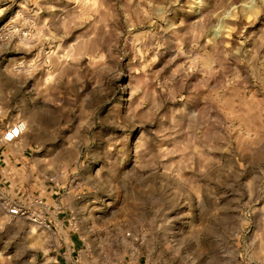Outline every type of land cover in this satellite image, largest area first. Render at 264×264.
<instances>
[{
	"label": "rangeland",
	"instance_id": "obj_1",
	"mask_svg": "<svg viewBox=\"0 0 264 264\" xmlns=\"http://www.w3.org/2000/svg\"><path fill=\"white\" fill-rule=\"evenodd\" d=\"M19 121L0 264H264V0H0Z\"/></svg>",
	"mask_w": 264,
	"mask_h": 264
},
{
	"label": "built area",
	"instance_id": "obj_2",
	"mask_svg": "<svg viewBox=\"0 0 264 264\" xmlns=\"http://www.w3.org/2000/svg\"><path fill=\"white\" fill-rule=\"evenodd\" d=\"M25 128L26 124L23 121L11 124L4 130V132L0 136V141L5 143L16 141L22 136ZM7 211L11 215H19L23 212L18 205H10L9 207H7Z\"/></svg>",
	"mask_w": 264,
	"mask_h": 264
},
{
	"label": "crops",
	"instance_id": "obj_3",
	"mask_svg": "<svg viewBox=\"0 0 264 264\" xmlns=\"http://www.w3.org/2000/svg\"><path fill=\"white\" fill-rule=\"evenodd\" d=\"M10 125H11V124H7L6 127H5V129H6L8 126H10ZM1 129H2V127H0V130H1ZM3 132H4V131L0 132V136L2 135ZM13 142H14V141H13ZM7 143H12V142H7ZM7 143H5V142H1V141H0V147H1L2 145H6ZM7 167H9V165H8V161H7V158H6V153L4 152V149H3V150L0 149V172H1L2 174H4V173H3V172H4V169H6ZM74 238H75V239H74ZM79 238H81V237L78 236V238H77V236L74 235V237L71 238V244L76 245V242L79 241Z\"/></svg>",
	"mask_w": 264,
	"mask_h": 264
},
{
	"label": "bare ground",
	"instance_id": "obj_4",
	"mask_svg": "<svg viewBox=\"0 0 264 264\" xmlns=\"http://www.w3.org/2000/svg\"><path fill=\"white\" fill-rule=\"evenodd\" d=\"M26 124V123H25ZM28 124H26V126H27Z\"/></svg>",
	"mask_w": 264,
	"mask_h": 264
}]
</instances>
